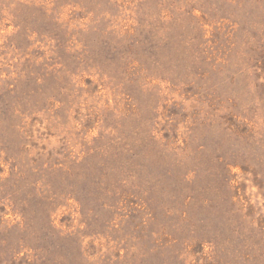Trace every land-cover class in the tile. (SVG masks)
I'll list each match as a JSON object with an SVG mask.
<instances>
[{
	"label": "rangeland",
	"instance_id": "374dc122",
	"mask_svg": "<svg viewBox=\"0 0 264 264\" xmlns=\"http://www.w3.org/2000/svg\"><path fill=\"white\" fill-rule=\"evenodd\" d=\"M0 264H264V0H0Z\"/></svg>",
	"mask_w": 264,
	"mask_h": 264
}]
</instances>
